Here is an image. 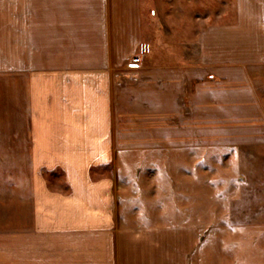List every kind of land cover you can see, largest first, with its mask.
I'll list each match as a JSON object with an SVG mask.
<instances>
[{"label":"crops","instance_id":"obj_1","mask_svg":"<svg viewBox=\"0 0 264 264\" xmlns=\"http://www.w3.org/2000/svg\"><path fill=\"white\" fill-rule=\"evenodd\" d=\"M150 2L0 0V264H181V221L170 242L142 206L145 218L129 219L121 201L133 185L117 182L119 169L138 179L139 163L149 188L181 180V159L160 150L198 145V61L192 44L166 60L162 45L144 42ZM223 2H204L222 21L196 34L202 66L264 65V0H231V13ZM128 149L158 157L125 160ZM263 184L239 199L251 214L237 223L239 264L262 259Z\"/></svg>","mask_w":264,"mask_h":264},{"label":"rangeland","instance_id":"obj_2","mask_svg":"<svg viewBox=\"0 0 264 264\" xmlns=\"http://www.w3.org/2000/svg\"><path fill=\"white\" fill-rule=\"evenodd\" d=\"M150 1L145 10L150 30L144 42L162 45L166 53L160 58L166 60L180 59L184 52L181 47L192 44L190 58L198 61V145L178 151L160 150L166 161L179 157L182 164L181 180H161L159 187L155 180L154 187L149 188L153 181L142 176L146 168L142 170V163L133 168L134 172L141 171L133 181L124 176V169H119V185H133L130 196L127 195L129 198L126 196L121 202L126 211L129 210V219L142 214V218L148 214L150 221L158 218L170 242L174 239V223L181 221L182 247L186 249L181 264H239L244 253L238 251V244L244 239H236L237 223L244 214L246 219L251 215L238 211L239 199H243L244 193L252 194L254 187L264 183V180H255V173L264 172V65L229 66L210 73L209 68L202 66L199 52L195 54L194 45L196 34L204 26L222 21L215 16V4L209 7L204 4L205 0H192L193 5L190 0ZM221 7L224 12L233 10L231 0H224L218 9ZM230 17L231 14L226 20ZM204 70L207 73L203 74ZM166 135L168 139L173 132ZM157 154V149H128V153L120 156L133 161L146 156L156 161ZM148 166L157 171L156 163ZM170 166L169 169L165 164L166 171L173 170V165ZM158 201L165 209L153 210ZM141 206L145 215L139 211ZM210 233L211 239H206ZM223 234L226 240L221 239ZM262 244L260 263L247 259L246 264H264V242ZM249 253H253L252 243L246 255Z\"/></svg>","mask_w":264,"mask_h":264},{"label":"built area","instance_id":"obj_3","mask_svg":"<svg viewBox=\"0 0 264 264\" xmlns=\"http://www.w3.org/2000/svg\"><path fill=\"white\" fill-rule=\"evenodd\" d=\"M140 61H141L140 55H135L130 59L128 66L132 68H137L139 66Z\"/></svg>","mask_w":264,"mask_h":264}]
</instances>
